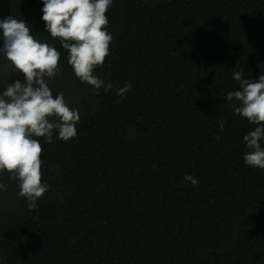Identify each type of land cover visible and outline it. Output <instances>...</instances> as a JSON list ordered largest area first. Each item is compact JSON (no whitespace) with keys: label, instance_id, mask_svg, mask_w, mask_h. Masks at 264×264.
Here are the masks:
<instances>
[{"label":"trees","instance_id":"1","mask_svg":"<svg viewBox=\"0 0 264 264\" xmlns=\"http://www.w3.org/2000/svg\"><path fill=\"white\" fill-rule=\"evenodd\" d=\"M43 6L0 0V19H24L61 53L49 86L79 110L80 122L68 141L38 138L50 189L37 209L18 195L17 181L0 174L7 186L0 190V264H264V169L244 162L243 137L255 125L226 98L239 90L235 71L253 80L264 74V0H113L111 54L95 71L113 88L99 95L75 77L68 51L47 33ZM125 83L131 90L121 98L116 90ZM98 154L105 158L87 166ZM132 154L144 168L108 184L110 158ZM138 175L171 189L165 209L120 207L121 191ZM190 240L201 248H189Z\"/></svg>","mask_w":264,"mask_h":264},{"label":"clouds","instance_id":"2","mask_svg":"<svg viewBox=\"0 0 264 264\" xmlns=\"http://www.w3.org/2000/svg\"><path fill=\"white\" fill-rule=\"evenodd\" d=\"M47 33L68 51L67 63L82 83H87L95 95L100 89L108 92L112 83H105L95 74L111 54L113 35L107 30L106 13L113 0H42ZM0 174L7 172L17 181L18 195L37 209V201L49 191L43 182V146L57 139L68 141L77 136L80 122L78 109L71 108L63 92L53 95L49 81L60 74L61 53L56 47L38 40L24 19L12 15L0 19ZM244 70L235 71L233 79L239 81V90L226 93L227 103L235 115L242 116L254 129L244 135L249 149L244 162L253 168L264 169V74L257 79L243 78ZM22 75L23 82L11 79ZM131 90V83L116 90L123 98ZM233 101L238 102L239 106ZM223 131L225 121L221 119ZM219 135L216 139L219 140ZM184 179L193 186L199 181L186 174ZM0 190L7 186L0 183Z\"/></svg>","mask_w":264,"mask_h":264},{"label":"rangeland","instance_id":"3","mask_svg":"<svg viewBox=\"0 0 264 264\" xmlns=\"http://www.w3.org/2000/svg\"><path fill=\"white\" fill-rule=\"evenodd\" d=\"M98 156H96V159L88 158V161L86 162L87 166L96 165V162L99 161L100 158H105L104 156ZM143 166L144 164L135 156V154L130 155L128 158H121L113 155L110 158V165L106 169L105 180L108 184L114 186L117 182L129 176L132 172L138 171L136 167L140 169L144 168ZM121 193L122 196L119 198L120 207L135 209L136 207L141 208L146 206L148 213L153 212L150 208L151 205L155 206V211H162L165 209L166 205L170 203L171 194H173L170 188H166L163 185L162 187L156 186L153 182H150L148 179L139 175L136 183H133L132 188H127L124 191H121ZM161 201L163 202L162 208L160 206ZM165 240H167L165 235L160 236L157 240V244L160 248L165 245ZM188 246L193 249L201 248L199 242L194 240H190ZM141 261L142 260H139V263L137 262V264H141Z\"/></svg>","mask_w":264,"mask_h":264}]
</instances>
